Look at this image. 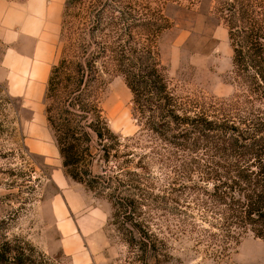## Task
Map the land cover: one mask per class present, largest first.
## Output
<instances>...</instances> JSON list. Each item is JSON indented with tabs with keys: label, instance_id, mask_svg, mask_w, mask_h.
<instances>
[{
	"label": "trees",
	"instance_id": "16d2710c",
	"mask_svg": "<svg viewBox=\"0 0 264 264\" xmlns=\"http://www.w3.org/2000/svg\"><path fill=\"white\" fill-rule=\"evenodd\" d=\"M84 2L67 0L73 22L62 25L65 41L45 94L65 174L105 194L114 224L143 259L157 252L145 219L156 198L148 173L157 164L212 228L231 240L247 233L264 240V0H214L243 91L221 103L183 97L171 85L158 52L168 25L125 11L115 18L99 0ZM110 76L123 77L132 94L140 127L133 137L109 128L102 95Z\"/></svg>",
	"mask_w": 264,
	"mask_h": 264
},
{
	"label": "rangeland",
	"instance_id": "374dc122",
	"mask_svg": "<svg viewBox=\"0 0 264 264\" xmlns=\"http://www.w3.org/2000/svg\"><path fill=\"white\" fill-rule=\"evenodd\" d=\"M25 1L0 0V7L6 2ZM95 1L98 0L84 3ZM99 1L98 7L106 4L109 16L116 18L125 11L169 26L160 36L158 52L179 95L205 99L206 103L231 102L243 95L233 74L228 30L214 15V0ZM66 3L67 0L59 11L56 37L51 42L45 38L39 44L41 58L46 57L47 47L51 55L42 64L44 72L36 67L29 75L25 70L29 66L13 65L18 73L15 77L24 87L32 84V92L27 89L16 93L9 89L6 78L10 70L3 67L9 44L0 38V264H74L72 256L66 253L72 237L66 236L62 228L66 221L75 226L74 232L81 234L76 226L80 222L85 232L83 250L90 254L88 264H264L263 239L247 233L231 240L232 234L223 235L212 228L211 219H203L206 214L196 210L187 195H178L186 194V190L172 185V178L165 180L169 171L158 164L148 173L155 183L156 198L145 208L149 234L158 243L157 252L144 259L139 249L127 245L118 230L120 223L114 224L115 208L105 194L96 195L65 174L47 120L45 94L51 68L58 62L65 41L62 25L73 22L65 16ZM2 13L0 8V19ZM50 29L47 26L46 34ZM15 47L26 54L35 43L17 40ZM102 108L115 134L124 138L137 134L140 127L133 111L132 94L123 77L107 78ZM32 138L48 147L44 154L34 151ZM56 174L65 178V189L73 194L67 203L78 202L81 206L80 211L72 212L65 203L64 221H59L54 207V197L60 194ZM178 189L182 191L176 192Z\"/></svg>",
	"mask_w": 264,
	"mask_h": 264
},
{
	"label": "crops",
	"instance_id": "0c3cea01",
	"mask_svg": "<svg viewBox=\"0 0 264 264\" xmlns=\"http://www.w3.org/2000/svg\"><path fill=\"white\" fill-rule=\"evenodd\" d=\"M64 4L65 0H26L23 3L6 2L2 5V7H0L3 11L2 18L0 19V38L5 41V43L9 44V50H7L3 60V67L10 70L9 77H7L6 80L8 81L11 92L20 93L27 89L31 92L33 91L32 84H29V87H24L23 84L18 81L15 77L18 73L13 65L16 63L18 68L20 65L26 67L29 66L28 69H25L29 72V75L31 74V69L36 67L40 68L44 72L42 64L44 62H48L51 55L47 47L45 48L47 51V54L45 55L46 57L41 58L39 55L41 50L39 49V44L42 43L45 38L51 42L52 38L56 37L58 32V15ZM47 26L52 29L49 30V34H46ZM17 40L22 42L23 40L33 42L35 43V47H33V49L26 48V54L21 53L17 51L15 47ZM31 132V137H33L34 132ZM31 140L34 151L39 154H44L47 151L48 147L38 138H32ZM61 176L62 175L60 174L54 175V179L60 191V194H57L54 197V207L59 221H64L67 212L65 203H67V201L69 202L68 197L70 194L65 189L66 180ZM71 198H73L72 193L70 195V199ZM71 203L72 204H67L71 208L72 212H75V209L77 212L81 210L80 203L78 204V202L73 201ZM76 226L78 230H81V234L79 232H74L76 228H74L75 226H73L72 223L66 221L62 225L66 236H72L66 245V253L72 256L74 264H88L90 254L88 256V254L83 250V238L85 232L81 229L80 222Z\"/></svg>",
	"mask_w": 264,
	"mask_h": 264
}]
</instances>
